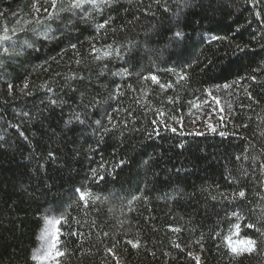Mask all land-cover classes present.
<instances>
[{
	"label": "trees",
	"instance_id": "16d2710c",
	"mask_svg": "<svg viewBox=\"0 0 264 264\" xmlns=\"http://www.w3.org/2000/svg\"><path fill=\"white\" fill-rule=\"evenodd\" d=\"M70 3L0 0V264H264V0Z\"/></svg>",
	"mask_w": 264,
	"mask_h": 264
},
{
	"label": "snow or ice",
	"instance_id": "6c2138e0",
	"mask_svg": "<svg viewBox=\"0 0 264 264\" xmlns=\"http://www.w3.org/2000/svg\"><path fill=\"white\" fill-rule=\"evenodd\" d=\"M113 0H71V3L69 4V8L70 9H79L81 10V12H84L85 9H84V5L85 4H88L91 6V8L95 11H102L103 10V7L102 6H108V7H111V4H112ZM51 3H52V7L55 8L56 7V3H57V0H51ZM110 20V18H109ZM109 21L108 20H105L104 23H100L97 25V28H105L107 26V23ZM13 32L16 31V29H13L12 30ZM182 34L177 32L176 33V36L179 38ZM3 41L4 42H7V41H10L12 38L7 34V30H5L4 32V35H3ZM29 47H31V45H28ZM73 47H75V45H73ZM5 51H7L8 49L5 48L4 49ZM95 48L93 49V52H95ZM117 54H119V50H117ZM105 55H108L107 53ZM96 59H100V57H96ZM151 79L153 80V82H157V78L155 76H152ZM163 87V86H162ZM225 87H227V85H225ZM173 131H175V129H173ZM93 172L95 173V170H93ZM102 178V177H101ZM78 193H79V198L80 200L82 201H85V203L87 202L85 200V193L82 192L80 189H77L76 190ZM239 196L241 198H243L245 196V193L243 191L239 192ZM236 218L239 220L241 219L239 213H233ZM58 223V221H54V220H48L47 221V224L49 227H47L45 229V232L42 236V240L45 241V245L43 246L45 248V252H46V255L47 256H53L54 255V252L53 250L55 249L56 245L55 243H49V236L53 235L54 232H55V224ZM247 227L249 228H252L254 227V225H247ZM235 228L237 230V233L239 231V228H240V225L239 224H236L235 225ZM229 243H228V247L230 249V251L238 256V255H241L243 254L244 252H247L249 254H251L252 252L256 251V241L255 240H248V241H243L241 243L243 244H246L247 247H244V248H238L236 246H234L232 243H231V237H228L227 238ZM129 243L131 244L132 242L129 241ZM139 244H133V247H138ZM177 247H179V245H177ZM64 253L63 252H55V255H63ZM199 264V262H198Z\"/></svg>",
	"mask_w": 264,
	"mask_h": 264
},
{
	"label": "rangeland",
	"instance_id": "374dc122",
	"mask_svg": "<svg viewBox=\"0 0 264 264\" xmlns=\"http://www.w3.org/2000/svg\"><path fill=\"white\" fill-rule=\"evenodd\" d=\"M236 247H245L246 244H243L241 242H238L237 244H234Z\"/></svg>",
	"mask_w": 264,
	"mask_h": 264
}]
</instances>
